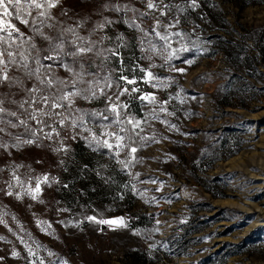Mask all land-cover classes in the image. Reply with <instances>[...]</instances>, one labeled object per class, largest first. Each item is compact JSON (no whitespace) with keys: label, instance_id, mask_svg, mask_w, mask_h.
Returning <instances> with one entry per match:
<instances>
[{"label":"rangeland","instance_id":"374dc122","mask_svg":"<svg viewBox=\"0 0 264 264\" xmlns=\"http://www.w3.org/2000/svg\"><path fill=\"white\" fill-rule=\"evenodd\" d=\"M190 2L165 0L183 10L174 7L167 17L152 12L142 20L139 13L150 11L143 0H61L51 10L52 27L43 29L50 37L62 34L65 41L75 39L66 31L71 28L104 50L116 48L121 43L116 37L123 35L126 46L118 49L126 66L123 74L135 65L151 68L167 86L140 82L139 87L154 93L173 114L134 98L140 93L120 97L129 104V114L145 121L141 135L155 136L138 148L134 161L128 149L116 156V150L90 147L81 138L90 134L68 124L56 126L58 137L41 135L36 143L19 149L0 148V214L6 213L7 222V227L0 223V264L34 260L39 264L40 259L44 264H202L210 256L212 264H223L225 256L224 264H264V0H197L195 8ZM109 4L139 11H112L105 7ZM154 17L164 23L178 18L169 31L186 34L173 37L172 47L183 44L186 50L170 61L172 67L159 55L142 51L149 39L162 43L152 34ZM105 19L114 23L97 28ZM133 19L148 37L124 22ZM18 27L34 35L30 28ZM105 36L110 39H102ZM35 42L42 63H53L43 60L49 41L35 36ZM104 56L108 59L90 55L82 62L88 72L100 66L101 76L116 69L115 80L121 74L120 57L106 51ZM145 56L151 59H141ZM53 68L56 78L72 79L58 64ZM181 68L183 73L174 70ZM10 75L24 79L28 88L36 83L22 71L13 69ZM115 91L113 86L108 95ZM0 95L17 102L28 98L24 90L7 85H0ZM105 100L77 98L74 108L103 110ZM5 107L28 119L17 104ZM153 107L160 119L152 118ZM111 120L110 116L108 121L91 123ZM3 127L0 139L8 145L16 143V136L28 138L22 126ZM61 141L67 152L57 151ZM13 172L23 184L17 183ZM45 175L48 183L41 184L38 199L16 198L29 184L35 188L36 178ZM9 185L12 196L7 195ZM93 216L123 218L126 226L98 224L88 219ZM38 221H47L51 228L41 231ZM20 238L35 256L29 255Z\"/></svg>","mask_w":264,"mask_h":264},{"label":"snow or ice","instance_id":"6c2138e0","mask_svg":"<svg viewBox=\"0 0 264 264\" xmlns=\"http://www.w3.org/2000/svg\"><path fill=\"white\" fill-rule=\"evenodd\" d=\"M61 0H0V85H7L9 87H17L24 90L27 94V99L22 102L16 100H10L7 96L0 95V132H5L7 125L11 128L23 127L28 134L27 139H22L21 136H16V143L14 145H8L2 139H0V148L7 150L9 146L19 149L21 145L34 144L38 139L43 138L52 139L53 136H59V128H64L66 124L70 125L73 129L79 128L83 132H88L89 137H81L88 140L89 146L95 148H106L109 152L115 151V155L119 156L120 151L128 149L131 160H135V153L139 147H143L146 141L155 140V136L146 137L141 133L144 131V120H138L134 116L128 113L129 104L127 102H121L120 97L128 95L133 97V94L140 93L137 98L148 105L159 106L160 111L167 115L173 113L167 112V109L163 106V103L157 101L154 93L142 92L139 87V83L142 82L146 85H151L154 88L166 87V83L156 74L151 71V68L145 69L139 65L128 69L129 74L124 75L125 63L123 57L120 56L118 49L125 47L123 42L124 37L120 35L116 37L121 41L116 45V48H109L101 50L97 47L96 42L79 36L74 29H67L76 38L65 41L62 34L57 37H50L43 31L44 27H52L48 21L51 17V10L56 8L60 4ZM145 6L149 12H140L139 18L150 15L152 12H159L160 16L167 17L172 9L179 8V5L172 3H165V0H143ZM190 6L195 8L198 6L197 0H191ZM105 7L110 8L112 11H123L125 13H136L139 10L130 7L129 5L109 4ZM35 13V16H33ZM155 24L152 28V34L154 38L162 43H155L153 39L147 41V47H142V51L151 52L155 55H159L165 63H168L170 67V61L174 59L181 51L186 50L185 45H181L180 48H173V37H182L181 32H171L172 28H175L178 23V18L164 23L159 17H154ZM125 23L129 27H135L144 34V37H148L149 33L135 22V20H125ZM114 21L105 19L104 23L98 24L97 28L103 29L105 24H112ZM19 25H23L25 28H30L33 32V36H28L21 30ZM35 36L49 41L50 48L46 50L43 60L52 61L53 63L44 64L39 55L40 49L35 42ZM102 39H110L105 36ZM179 42V41H177ZM144 44L143 39L141 45ZM67 49V50H66ZM104 51L108 52L111 56L120 57L119 71L121 74L113 79V74L116 69H109L107 74L101 76L99 74L100 66L96 72H88L85 69V65L82 62L85 57L90 55L102 56L104 60L108 59V56H104ZM141 59H151L150 56L141 57ZM70 60L71 62H67ZM190 63V62H189ZM53 64H58L66 72L72 75L71 80L58 79L55 77ZM163 66V65H161ZM151 67H156L155 64ZM15 69L22 71L23 76L29 80L34 79L36 83L28 88L25 86L24 79L21 77H13L10 72ZM142 74L138 75L137 73ZM183 73L184 69H174ZM91 77V79H88ZM123 81V83H120ZM83 85V87H80ZM131 85L133 87L129 88ZM115 86L116 91L112 95H108ZM100 96L106 97V107L103 110L94 112H85L82 109L74 108L77 98H83L91 102L94 99H98ZM166 103V102H165ZM5 104H17L19 108L23 109L27 113L28 119L21 118L16 111H10L5 107ZM28 105V108H25ZM112 117L110 123H101L95 125L91 123V120L102 119L108 121L109 117ZM5 117H15L14 122L11 119H5ZM91 118L88 119V118ZM152 118L160 119V116L156 113L155 107L152 109ZM30 122H35L36 127H32ZM162 123L164 121H161ZM91 125V126H90ZM99 128L97 133L94 129ZM171 128H175V125H169ZM48 128L49 131H44ZM123 133V134H122ZM73 139L76 137L73 136ZM138 138V139H137ZM158 142V141H157ZM67 152V148L63 147L61 141V147L57 151ZM174 158V157H173ZM124 164L125 161H120ZM13 177L18 184H23L20 178L13 172ZM48 176L36 178L35 188H32L29 184L27 190L24 192L16 193V198L20 199L24 195H28L31 199L36 200L41 193V184L48 183ZM154 182V181H152ZM12 185H9L7 195L12 196ZM40 203H43L41 200ZM5 214H0V223L5 224ZM89 220L95 221L98 224H107L109 226L125 227L123 218L118 219H100L96 217H88ZM38 226H41V231L47 232V229L51 228V224L47 221H38ZM46 226V227H45ZM11 231V229H9ZM0 239H3L0 237ZM21 243H24L29 255L35 256L36 253L33 248L25 243L23 238ZM36 243V241H33ZM37 247H40L37 244ZM14 256L19 257L18 252L13 253ZM54 255V253H49ZM31 264H37L34 260ZM39 264H44L43 259L39 260Z\"/></svg>","mask_w":264,"mask_h":264},{"label":"trees","instance_id":"16d2710c","mask_svg":"<svg viewBox=\"0 0 264 264\" xmlns=\"http://www.w3.org/2000/svg\"><path fill=\"white\" fill-rule=\"evenodd\" d=\"M213 259H214V256H210V257H208L207 259H205V260L202 262V264H212V263H213ZM227 259H228V256H225V257L223 258L222 263L224 264V263L227 261Z\"/></svg>","mask_w":264,"mask_h":264}]
</instances>
